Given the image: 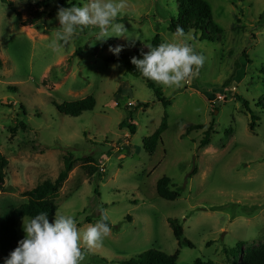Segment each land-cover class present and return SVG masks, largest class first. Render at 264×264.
Here are the masks:
<instances>
[{
    "label": "rangeland",
    "instance_id": "obj_1",
    "mask_svg": "<svg viewBox=\"0 0 264 264\" xmlns=\"http://www.w3.org/2000/svg\"><path fill=\"white\" fill-rule=\"evenodd\" d=\"M206 1L223 33L216 41L194 30L183 36L169 30L177 0H126L116 22L131 38L97 40L99 29L89 26L70 42L57 40L53 52L49 45L60 30L56 1L46 8L51 15L31 25L34 8L26 0H0V151L9 161L0 224L28 201L25 191L55 181L72 153L74 169L52 196L57 212L74 216L83 229L103 209L111 228L102 246H82L81 264H120L147 250L171 255L178 249L181 264L197 258L231 264L225 248L264 244V0ZM156 35L162 42L186 39L205 58L179 87L155 82L167 104L109 51L123 45L119 55L146 52ZM91 96L95 108L79 117L57 108ZM165 113L168 128L150 154L144 139ZM195 124L203 128L187 132ZM209 129L211 143L203 147ZM164 177L180 192L174 200L158 195ZM172 219L193 247L179 246Z\"/></svg>",
    "mask_w": 264,
    "mask_h": 264
},
{
    "label": "clouds",
    "instance_id": "obj_2",
    "mask_svg": "<svg viewBox=\"0 0 264 264\" xmlns=\"http://www.w3.org/2000/svg\"><path fill=\"white\" fill-rule=\"evenodd\" d=\"M68 2L71 4V0ZM125 8L126 0H87L83 4L60 7L56 15L60 30L50 48L53 52L58 51L57 40L70 42L79 31L89 26L99 29L97 40L112 36L129 37L125 26L116 22ZM177 34L183 36V29L177 28ZM122 50L123 45L109 47L116 56ZM204 59L186 39L173 38L157 46H149L146 52L141 50V56H133L131 62L143 77L171 88L181 86L195 75V70L203 66ZM109 219L107 212L101 209L98 221L80 229L74 216L59 212L51 222L47 212H40L27 220L24 218L25 237L9 253L4 264H81L84 259L82 246L88 250L100 247L110 234Z\"/></svg>",
    "mask_w": 264,
    "mask_h": 264
},
{
    "label": "trees",
    "instance_id": "obj_3",
    "mask_svg": "<svg viewBox=\"0 0 264 264\" xmlns=\"http://www.w3.org/2000/svg\"><path fill=\"white\" fill-rule=\"evenodd\" d=\"M26 1L34 8L32 16L28 21L31 25L37 24V22L43 19L46 15H51V13L46 11V8L50 6L52 1L57 2L58 9L60 7H70L75 5L74 2L69 4L68 0ZM177 2L179 9L178 16L177 18L172 19L169 25V30L177 33V28H182L184 35L188 34L191 30H194L196 35L199 32L201 33L200 39L208 41H216L217 39H221L223 37L221 28L214 22L212 8L206 0H177ZM10 5L13 4L10 2ZM161 43V37L156 35L149 46H157ZM133 56L140 57L141 51H138L135 55L121 54L119 56H115L113 61L127 68L131 74L135 76H142V74L136 69V66L131 62V58ZM2 67L3 59L0 56V69ZM143 78L152 88L155 89L158 100L167 104L162 90L156 86V83L145 77ZM96 104V99L91 96L79 101L67 102L65 104L58 105L57 108L66 115L79 117L85 111L93 110ZM167 116V113H165L161 125L152 135L144 139V147L150 154H154L156 152L159 141L162 139V134L168 128ZM254 126L255 125L253 124L252 128ZM129 128L132 134L136 133V125L134 123L129 124ZM201 128H203L201 124L190 125L187 132ZM211 131V129L206 131V135L201 141V146L204 147L211 143ZM87 160L94 161V158L89 157ZM75 163L76 160L74 159L73 154L68 153L64 158V167L57 179L55 181L47 180L32 190L25 191L24 195L28 197V201L14 209L2 220L0 224V249L3 258L0 264H4V261L8 257L9 253L18 246V242L21 240V237L19 236L17 227L24 217L32 218L40 212H47L49 218H53L55 216L57 206L55 205L52 196L56 195L63 188L65 182L69 178L70 172L74 169ZM8 164L9 161L0 151V189H2L4 185V179L6 176L5 171ZM170 186V178L164 177L160 179L157 184L158 195L167 200H174L179 197L180 192L172 190ZM87 223H91V220L88 219ZM170 225L180 247L194 246V244L184 236L183 226L180 224L179 220H170ZM244 245V242H238L234 248L224 249L229 257L233 256V262L231 264H264V244L256 248H248L246 250L243 249ZM179 254V249L171 255L159 250H147L139 254L137 257L121 261L120 264H181L179 263ZM192 264L215 263L212 260L197 258Z\"/></svg>",
    "mask_w": 264,
    "mask_h": 264
}]
</instances>
